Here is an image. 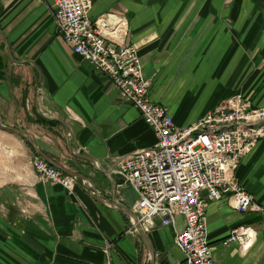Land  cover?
Segmentation results:
<instances>
[{
  "label": "crops",
  "instance_id": "crops-1",
  "mask_svg": "<svg viewBox=\"0 0 264 264\" xmlns=\"http://www.w3.org/2000/svg\"><path fill=\"white\" fill-rule=\"evenodd\" d=\"M49 1L0 0V121L92 189L80 179L71 192L40 181L31 167L38 153L0 127V264H149L124 211L136 195L116 193L108 166L153 146L155 137L108 78L57 35ZM89 15L124 23L123 45L136 48L150 101L166 107L177 126L232 97L264 108V0H97ZM234 179L264 206V140L240 159ZM114 202L124 210L105 204ZM233 206L224 199L206 207L216 264H264V212ZM175 222L155 219L146 233L159 259L176 247L183 220ZM236 228L249 235L245 247L226 243Z\"/></svg>",
  "mask_w": 264,
  "mask_h": 264
},
{
  "label": "built area",
  "instance_id": "built-area-1",
  "mask_svg": "<svg viewBox=\"0 0 264 264\" xmlns=\"http://www.w3.org/2000/svg\"><path fill=\"white\" fill-rule=\"evenodd\" d=\"M96 1L50 0L49 10L57 35L108 78L118 99L138 111L155 137L153 146L109 162L108 175L118 179L116 193L131 190L136 195L130 210L145 233L155 228V219L174 227L176 218H182L174 243L184 262L175 264H216L206 240L208 203L232 199L238 213L264 212L234 179L240 159L264 140V108L232 97L193 125L177 126L166 107L150 101V83L142 76L136 48L123 45L124 23L110 15L91 21L89 12ZM31 167L40 181L68 192L76 183L39 156L32 158ZM248 236L236 228L226 243L245 247Z\"/></svg>",
  "mask_w": 264,
  "mask_h": 264
},
{
  "label": "water",
  "instance_id": "water-1",
  "mask_svg": "<svg viewBox=\"0 0 264 264\" xmlns=\"http://www.w3.org/2000/svg\"><path fill=\"white\" fill-rule=\"evenodd\" d=\"M0 127L4 128L6 130H8L9 132L15 133L23 138H26L27 141L30 143V145H32V147L34 148V150L36 151V153H38V155L47 163H49L51 166L55 167L56 169H58L60 172H62L63 174L67 175L68 177H71L75 180L80 179L82 180V182L87 183L89 189H92L91 184L88 183L83 177H81L78 174L75 173H71L69 171H67L65 168H63L62 166L58 165L57 163L51 161L50 159H48L45 155H43L40 151H38L35 146L34 143L32 141V139L25 134L23 131L18 130V129H14V128H6L2 125L1 121H0ZM68 136H70V134L68 133ZM73 153L78 154V156L81 154L80 152L77 151H73ZM82 159L92 163V165L95 166V162L89 160L86 157L80 156ZM92 192L95 193V195L92 194ZM92 196L94 197H98V195L96 194L95 191L91 190L89 192ZM105 203L106 205H108L111 208H115V209H121L124 210L123 207H121L118 203ZM126 211V213L131 217L130 220L133 222L134 224V228L136 230V232L138 233L139 237L141 238V240L145 243V245L147 246L148 250H149V264H175V263H183L184 262V256L183 254L175 247L172 248L170 251H168V255L166 257H162V258H158L155 253L151 250V248L148 245V241H147V237H146V233L142 230L141 226L138 223V220L136 218V216L134 215V213L129 209V210H124Z\"/></svg>",
  "mask_w": 264,
  "mask_h": 264
},
{
  "label": "rangeland",
  "instance_id": "rangeland-1",
  "mask_svg": "<svg viewBox=\"0 0 264 264\" xmlns=\"http://www.w3.org/2000/svg\"><path fill=\"white\" fill-rule=\"evenodd\" d=\"M197 121H198V120H197ZM197 121H196V122H197ZM196 122H195V123H196ZM193 124H194V123H193ZM193 124H192V125H193ZM190 126H191V125H190ZM249 152H250V151H249ZM249 152H248V153H249ZM58 160H60V159H58Z\"/></svg>",
  "mask_w": 264,
  "mask_h": 264
},
{
  "label": "bare ground",
  "instance_id": "bare-ground-1",
  "mask_svg": "<svg viewBox=\"0 0 264 264\" xmlns=\"http://www.w3.org/2000/svg\"><path fill=\"white\" fill-rule=\"evenodd\" d=\"M135 230V228H133ZM136 231V230H135Z\"/></svg>",
  "mask_w": 264,
  "mask_h": 264
}]
</instances>
